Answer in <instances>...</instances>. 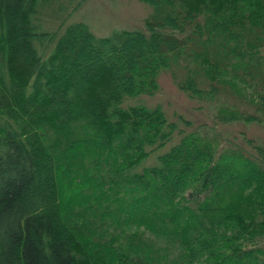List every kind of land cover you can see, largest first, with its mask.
Masks as SVG:
<instances>
[{"label":"trees","instance_id":"obj_1","mask_svg":"<svg viewBox=\"0 0 264 264\" xmlns=\"http://www.w3.org/2000/svg\"><path fill=\"white\" fill-rule=\"evenodd\" d=\"M144 1L143 30L95 37L0 0V264H264V146L123 104L181 69L188 97L226 96L218 122L264 124V0Z\"/></svg>","mask_w":264,"mask_h":264},{"label":"rangeland","instance_id":"obj_2","mask_svg":"<svg viewBox=\"0 0 264 264\" xmlns=\"http://www.w3.org/2000/svg\"><path fill=\"white\" fill-rule=\"evenodd\" d=\"M151 13V5L144 0H38L31 22L37 32H53L67 24L83 22L95 37H106L121 30H143V23ZM39 45L36 43L39 50L48 49L46 43ZM182 77L181 69L162 70L158 74V90L155 94L128 98L123 104L159 106L169 120L176 122L178 129L185 132L198 131L218 140L223 148L238 146L253 152L249 139L254 144L264 146L263 123L218 122L214 119L213 106L217 101L223 99L226 101V96L217 97L218 100L209 102L192 99L177 84ZM227 100L230 103L237 102L232 96L227 97ZM4 125V122L0 121V126ZM178 139L179 136H175L162 150L151 155L145 165H155L157 163L155 154L166 151Z\"/></svg>","mask_w":264,"mask_h":264}]
</instances>
